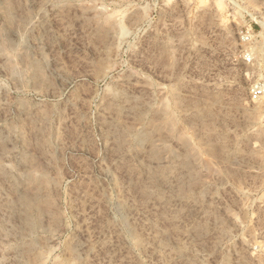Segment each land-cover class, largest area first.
Wrapping results in <instances>:
<instances>
[{
  "label": "rangeland",
  "instance_id": "1",
  "mask_svg": "<svg viewBox=\"0 0 264 264\" xmlns=\"http://www.w3.org/2000/svg\"><path fill=\"white\" fill-rule=\"evenodd\" d=\"M255 85L264 0H0V264H264Z\"/></svg>",
  "mask_w": 264,
  "mask_h": 264
},
{
  "label": "built area",
  "instance_id": "2",
  "mask_svg": "<svg viewBox=\"0 0 264 264\" xmlns=\"http://www.w3.org/2000/svg\"><path fill=\"white\" fill-rule=\"evenodd\" d=\"M252 27L250 26V29L248 31H245V33H242L240 36V40L245 43V44H249L252 42L253 40V36H252ZM244 60L246 62H251L252 61V55L249 53H245L244 54ZM250 93L252 94V97L254 98H260L263 93H264V89L263 86L261 85H255L251 90Z\"/></svg>",
  "mask_w": 264,
  "mask_h": 264
}]
</instances>
